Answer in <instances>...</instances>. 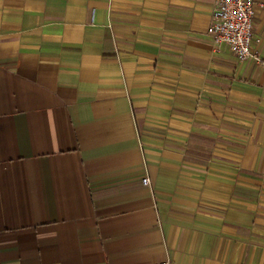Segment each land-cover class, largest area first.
<instances>
[{
    "label": "crops",
    "instance_id": "1",
    "mask_svg": "<svg viewBox=\"0 0 264 264\" xmlns=\"http://www.w3.org/2000/svg\"><path fill=\"white\" fill-rule=\"evenodd\" d=\"M218 1L0 0V264H264V6L240 61Z\"/></svg>",
    "mask_w": 264,
    "mask_h": 264
},
{
    "label": "built area",
    "instance_id": "2",
    "mask_svg": "<svg viewBox=\"0 0 264 264\" xmlns=\"http://www.w3.org/2000/svg\"><path fill=\"white\" fill-rule=\"evenodd\" d=\"M258 0H219L214 8L210 33L217 42L230 46L240 61L252 55L254 8ZM264 6V0H260ZM149 184V178H143ZM159 264H171L165 261Z\"/></svg>",
    "mask_w": 264,
    "mask_h": 264
}]
</instances>
